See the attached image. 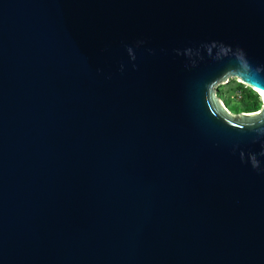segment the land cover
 <instances>
[{
	"label": "water",
	"instance_id": "1",
	"mask_svg": "<svg viewBox=\"0 0 264 264\" xmlns=\"http://www.w3.org/2000/svg\"><path fill=\"white\" fill-rule=\"evenodd\" d=\"M264 0H0V264H264Z\"/></svg>",
	"mask_w": 264,
	"mask_h": 264
},
{
	"label": "rangeland",
	"instance_id": "2",
	"mask_svg": "<svg viewBox=\"0 0 264 264\" xmlns=\"http://www.w3.org/2000/svg\"><path fill=\"white\" fill-rule=\"evenodd\" d=\"M215 94L233 116L244 113L246 104L259 105V109H255L252 113L258 112L263 105L259 93L237 78L228 79L226 84H218L215 87Z\"/></svg>",
	"mask_w": 264,
	"mask_h": 264
},
{
	"label": "trees",
	"instance_id": "3",
	"mask_svg": "<svg viewBox=\"0 0 264 264\" xmlns=\"http://www.w3.org/2000/svg\"><path fill=\"white\" fill-rule=\"evenodd\" d=\"M255 109H259V105L256 106V105H254V104H246V105L244 106V110H243V112H244V113H252V112H254Z\"/></svg>",
	"mask_w": 264,
	"mask_h": 264
},
{
	"label": "bare ground",
	"instance_id": "4",
	"mask_svg": "<svg viewBox=\"0 0 264 264\" xmlns=\"http://www.w3.org/2000/svg\"><path fill=\"white\" fill-rule=\"evenodd\" d=\"M237 79H239V78H237ZM239 81H241L240 79H239ZM245 84V83H244ZM250 87V86H249ZM259 96H260V98L262 99V103H263V105H262V108L258 111V112H256V113H251V114H253V115H256V114H259L263 109H264V99H263V97L261 96V94H259Z\"/></svg>",
	"mask_w": 264,
	"mask_h": 264
}]
</instances>
